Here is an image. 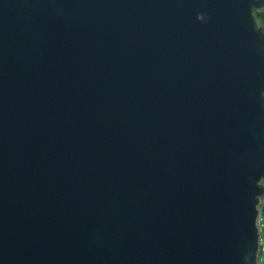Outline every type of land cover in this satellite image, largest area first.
Returning a JSON list of instances; mask_svg holds the SVG:
<instances>
[{
	"label": "water",
	"instance_id": "obj_1",
	"mask_svg": "<svg viewBox=\"0 0 264 264\" xmlns=\"http://www.w3.org/2000/svg\"><path fill=\"white\" fill-rule=\"evenodd\" d=\"M264 0H0V264H256Z\"/></svg>",
	"mask_w": 264,
	"mask_h": 264
},
{
	"label": "built area",
	"instance_id": "obj_2",
	"mask_svg": "<svg viewBox=\"0 0 264 264\" xmlns=\"http://www.w3.org/2000/svg\"><path fill=\"white\" fill-rule=\"evenodd\" d=\"M262 7H264V5ZM261 182L264 185V177L261 179ZM256 225L258 230L257 254H256V264H257L259 253L264 248V245L261 244L262 237L260 235V231L264 227V193L259 197V201L257 203ZM262 241L264 242V237Z\"/></svg>",
	"mask_w": 264,
	"mask_h": 264
},
{
	"label": "trees",
	"instance_id": "obj_3",
	"mask_svg": "<svg viewBox=\"0 0 264 264\" xmlns=\"http://www.w3.org/2000/svg\"><path fill=\"white\" fill-rule=\"evenodd\" d=\"M255 17L259 23L264 24V7H260L254 11Z\"/></svg>",
	"mask_w": 264,
	"mask_h": 264
},
{
	"label": "rangeland",
	"instance_id": "obj_4",
	"mask_svg": "<svg viewBox=\"0 0 264 264\" xmlns=\"http://www.w3.org/2000/svg\"><path fill=\"white\" fill-rule=\"evenodd\" d=\"M260 235L262 237L261 238V244L264 245V242L262 241V239L264 237V227L261 229ZM257 264H264V248L259 253V258L257 260Z\"/></svg>",
	"mask_w": 264,
	"mask_h": 264
}]
</instances>
